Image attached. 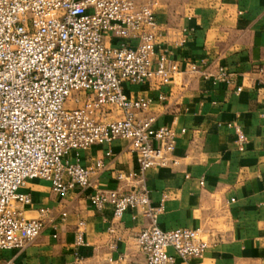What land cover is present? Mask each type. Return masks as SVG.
I'll list each match as a JSON object with an SVG mask.
<instances>
[{
    "label": "crops",
    "instance_id": "1",
    "mask_svg": "<svg viewBox=\"0 0 264 264\" xmlns=\"http://www.w3.org/2000/svg\"><path fill=\"white\" fill-rule=\"evenodd\" d=\"M153 10L156 49L177 63L179 72L159 89L125 83L124 91L151 98L149 108L138 115L153 116L155 126L177 133L173 156L178 164L145 174L153 205L167 195L158 225L199 229L208 243L201 257L178 258L176 264H264V0H158ZM189 63L198 70L191 71ZM220 69L226 77H219ZM159 92L164 100H158ZM228 122L245 133L243 151ZM107 149L109 156L104 155ZM68 157L74 160L76 153ZM77 158L84 167L103 162L91 175L90 187L63 195L49 182L32 178L18 190L30 197L25 215L45 208L48 223L22 248L0 251V264H146L136 234L149 226V218L129 209L114 221L109 205L99 211L88 200L93 188L133 189L135 182L116 178L117 172L137 169L129 141L91 145L78 151ZM63 212L66 219L54 230L51 224L59 223ZM80 220L87 244L76 247Z\"/></svg>",
    "mask_w": 264,
    "mask_h": 264
},
{
    "label": "built area",
    "instance_id": "2",
    "mask_svg": "<svg viewBox=\"0 0 264 264\" xmlns=\"http://www.w3.org/2000/svg\"><path fill=\"white\" fill-rule=\"evenodd\" d=\"M157 3L0 0V251L22 248L48 223L45 208L35 216L25 215L30 197L18 190L28 179H43L63 195L86 189L103 162L84 167L77 152L120 138L129 141L137 169L117 172L116 178L135 185L126 192L93 188L90 205L99 211L109 205L114 221L129 209L149 218V226L136 234L146 264H176L178 258L188 262L203 255L208 243L199 229L158 225L167 195L153 205L145 183L149 169L178 164L173 156L177 133L166 125L155 126L153 116L138 115L149 108L151 98H134L124 91L125 83L159 89L179 72L177 63L156 49ZM189 68L198 70L194 63ZM219 77H226L223 69ZM157 98L166 95L159 92ZM227 126L243 151L247 137L242 128L235 122ZM71 152L76 153L74 160L68 157ZM65 219L63 212L52 228ZM86 244L80 220L74 245Z\"/></svg>",
    "mask_w": 264,
    "mask_h": 264
},
{
    "label": "rangeland",
    "instance_id": "3",
    "mask_svg": "<svg viewBox=\"0 0 264 264\" xmlns=\"http://www.w3.org/2000/svg\"><path fill=\"white\" fill-rule=\"evenodd\" d=\"M83 264H104V263L88 261V262H85V263H83Z\"/></svg>",
    "mask_w": 264,
    "mask_h": 264
}]
</instances>
